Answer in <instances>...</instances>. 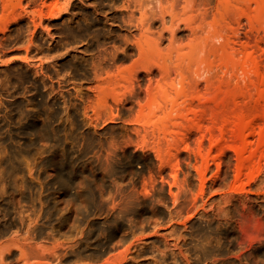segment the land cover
<instances>
[{"label":"rangeland","instance_id":"374dc122","mask_svg":"<svg viewBox=\"0 0 264 264\" xmlns=\"http://www.w3.org/2000/svg\"><path fill=\"white\" fill-rule=\"evenodd\" d=\"M13 16L0 264H264V0H20Z\"/></svg>","mask_w":264,"mask_h":264},{"label":"bare ground","instance_id":"6f19581e","mask_svg":"<svg viewBox=\"0 0 264 264\" xmlns=\"http://www.w3.org/2000/svg\"><path fill=\"white\" fill-rule=\"evenodd\" d=\"M19 1L20 0H1L3 12L0 15V24L3 22V25L0 27V32L6 30L10 22L15 21L13 11Z\"/></svg>","mask_w":264,"mask_h":264}]
</instances>
